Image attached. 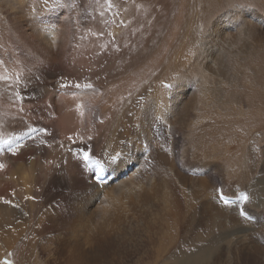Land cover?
Listing matches in <instances>:
<instances>
[{
    "label": "rangeland",
    "instance_id": "374dc122",
    "mask_svg": "<svg viewBox=\"0 0 264 264\" xmlns=\"http://www.w3.org/2000/svg\"><path fill=\"white\" fill-rule=\"evenodd\" d=\"M19 2L0 0V201L18 204L27 225L20 233L9 227L16 241L7 251L0 245V264H92L82 257L83 248L94 244L97 233L92 230L98 231L109 216L102 208L107 207V213L117 211L114 222L120 226L125 218L121 212L131 213L141 198L155 204L143 205L151 209L150 222L161 216L158 222L173 226L179 239L176 247L184 256L206 251L212 259L221 250L238 254V248L247 245L254 259H239L237 264H264V73L256 62L264 57V0ZM250 21L260 32L258 40H247L246 50L239 49L244 39L239 38V28ZM223 52L225 57L219 59ZM230 53L233 56L228 58ZM253 69L259 71L251 80ZM163 108H169L168 118ZM93 113L100 116L95 124L90 120ZM65 116L72 118L69 125ZM159 120L161 124L154 127ZM140 121H146L142 128ZM138 128L146 139L135 159L126 158L139 150H128L130 142L138 145V140L134 142ZM28 134L34 135L26 138ZM22 138L26 139L18 142ZM12 143L17 145L7 150ZM82 149L91 155L88 163L81 157ZM105 157L107 175L114 178L98 183L79 161L87 165L92 161L95 169L103 166ZM125 171L131 173L123 179ZM90 185L94 191L99 189L90 206L98 212L87 223L70 221L81 243L76 245L69 240H75L71 230L58 221L70 214L67 206ZM217 190L226 199H238L237 204H224ZM203 199L224 208L232 206L237 214L246 210L250 219L238 215L244 232L225 236L240 226L223 223L224 227L222 220L202 208ZM187 202L194 207L190 209ZM167 208L173 210L170 217ZM88 211L84 209L85 214ZM48 213L55 215L51 224L57 223L58 228L49 226V232L37 237L33 228L45 223ZM127 223L132 225H121ZM136 229L125 237L128 264H142L139 258L151 246L142 226ZM243 234H247L245 241L240 238ZM120 237L115 234L114 248L122 247Z\"/></svg>",
    "mask_w": 264,
    "mask_h": 264
},
{
    "label": "bare ground",
    "instance_id": "6f19581e",
    "mask_svg": "<svg viewBox=\"0 0 264 264\" xmlns=\"http://www.w3.org/2000/svg\"><path fill=\"white\" fill-rule=\"evenodd\" d=\"M23 1V0H22ZM212 1V0H211ZM239 0H235V2H233V3H237ZM260 1V0H259ZM17 2H19V0H17ZM217 2V1H216ZM215 3V2H214ZM218 3V2H217ZM220 3V2H219ZM256 3V2H255ZM19 4H20V2H19ZM252 4V3H251ZM224 5H225V3H224ZM245 5V4H244ZM257 6V5H256ZM263 6V5H262ZM254 7V6H253ZM259 7V6H258ZM257 7V8H258ZM211 8V7H210ZM243 8V7H242ZM259 9V8H258ZM197 13V12H196ZM242 13V12H241ZM241 15V14H240ZM238 19V18H237ZM233 21V20H232ZM242 22V21H241ZM251 22V21H250ZM244 26L243 27H241V28H239V29H242L241 30V32H239L240 33V36H239V38H244V39H242L239 43H238V45H237V47L239 48V49H245L246 48V45H244L245 43H246V41L248 40L249 42L250 41H255V43H256V40H258L257 38H258V35L260 34V32H259V30H258V28L254 25V24H252V22L251 23H247V24H245V22H244V24H243ZM180 29V28H179ZM176 31V30H175ZM26 33V32H25ZM27 34V33H26ZM174 35H176V34H174ZM236 35H237V33H236ZM235 35V36H236ZM229 35H225L224 36V38H223V40L225 41V44H228V40H227V38H229L228 37ZM234 36V37H235ZM261 37H262V35H260ZM232 37V36H231ZM238 38V39H239ZM232 39V38H231ZM176 40V39H175ZM237 40V39H236ZM262 41V40H261ZM260 41V42H261ZM231 42V41H230ZM233 42V41H232ZM231 42V43H232ZM237 42V41H236ZM235 43V42H234ZM230 44V43H229ZM228 44V45H229ZM252 44V43H251ZM261 44V43H260ZM253 45V44H252ZM256 45V44H255ZM263 45V44H262ZM259 46V45H258ZM260 47V46H259ZM247 48H249V47H247ZM251 49V48H250ZM231 50V49H230ZM234 50V49H233ZM246 50V49H245ZM243 51V50H242ZM241 51V52H242ZM253 51V49H251V52ZM258 51V50H257ZM224 52H226V51H224ZM222 53L221 54V56H219V59H221L223 56L225 57V53ZM234 52V51H233ZM240 52V51H239ZM254 52V51H253ZM238 53V52H237ZM228 54V53H227ZM232 54V55H231ZM235 54V53H234ZM262 54V53H261ZM236 55V54H235ZM230 56H233V53H230L229 55H228V58H230ZM242 56V55H241ZM50 57V56H49ZM263 57V56H262ZM235 58V57H234ZM254 58H255V56H252L251 57V61L252 62H254ZM47 59V58H46ZM244 59V58H243ZM257 60V59H256ZM255 60V61H256ZM235 62V61H234ZM257 62V65H258V68H259V70L261 71V72H263L264 73V57L262 58V59H260V60H258V61H256ZM154 65V64H153ZM162 65V64H161ZM220 66V65H219ZM241 66H243L242 65V63H240L239 62V68L241 69L242 67ZM155 67H157V66H155ZM231 67H232V69H233V66L231 65ZM220 68V67H219ZM252 68H254V67H252ZM240 69H238V71L240 70ZM227 70V69H226ZM254 70V77H250L249 79H251V80H253V79H255V72L256 71H259L258 69H253ZM140 71V70H139ZM144 71V70H143ZM146 71V70H145ZM148 71V70H147ZM220 71H222V70H220ZM218 72H219V70H218ZM251 72V71H250ZM233 73V72H232ZM234 73H235V71H234ZM225 75H226V73H225ZM230 75V74H229ZM235 75V74H234ZM135 77V76H134ZM141 77V76H140ZM229 77V76H228ZM235 77V76H234ZM136 78V77H135ZM237 78H239V77H237ZM249 79H247V80H249ZM212 83L214 82L215 83V81L213 80V81H211ZM250 83V82H249ZM221 84V83H220ZM248 84V83H247ZM224 85V84H223ZM230 86V85H229ZM249 86V85H248ZM258 86H260L259 84H258ZM112 88V87H111ZM122 88V87H121ZM232 88V87H231ZM259 88V87H258ZM261 88V87H260ZM229 89V88H228ZM254 89V88H253ZM262 90V89H261ZM233 91H234V89H233ZM256 91V90H255ZM156 92H158L157 90H156ZM235 93V92H234ZM156 94V96H157V93H155ZM227 94V93H226ZM256 94V93H255ZM159 95V94H158ZM231 95H232V93H231ZM241 95V94H240ZM161 96V95H160ZM165 96V95H164ZM257 96V95H256ZM255 96V97H256ZM229 97V96H228ZM236 97V96H235ZM232 98V97H231ZM120 99V98H119ZM163 99V98H162ZM228 99V98H227ZM121 100V99H120ZM127 100V99H126ZM172 100V99H171ZM232 100V99H231ZM234 100V99H233ZM106 101V100H105ZM111 101V100H110ZM263 101V100H262ZM168 102V101H167ZM204 103H202V105H203ZM152 105V104H151ZM167 105H169V104H167ZM209 105V104H208ZM163 106V105H162ZM171 106V105H170ZM215 106V105H214ZM105 107V106H104ZM111 107V106H110ZM113 107V106H112ZM167 107V106H166ZM186 107V106H185ZM172 108V107H171ZM192 108V107H191ZM190 108V109H191ZM195 108V107H194ZM146 109V108H145ZM149 109V108H148ZM163 109H166L167 110V112H166V116H167V118L170 116L169 115V108L167 109V108H163ZM189 109V108H188ZM197 109V108H196ZM234 109V108H233ZM237 109V108H236ZM137 110V109H136ZM154 110V109H153ZM152 109L150 110V111H153ZM157 110V109H156ZM156 110H154V112H156ZM160 110V109H159ZM186 110V109H185ZM184 110V111H185ZM203 110V109H202ZM262 110V109H261ZM244 111V110H243ZM257 111V110H256ZM147 112V111H146ZM158 112V111H157ZM156 112V113H157ZM187 112V111H186ZM190 112V111H189ZM198 112V111H197ZM242 112V111H241ZM245 112V111H244ZM70 112H68V114H69ZM152 113V112H151ZM160 113V112H159ZM172 113V112H171ZM192 113V112H191ZM142 114V113H141ZM147 114V113H146ZM154 114V113H153ZM152 114V115H153ZM194 114V113H193ZM72 115V114H71ZM117 115V114H116ZM115 115V116H116ZM143 115V114H142ZM149 115V114H148ZM195 115V114H194ZM203 115V114H202ZM240 115V114H239ZM259 115V114H258ZM156 116H157V114H156ZM160 116V115H159ZM162 116V115H161ZM151 117V116H150ZM154 117V116H153ZM147 118V117H146ZM146 118L145 119H143V120H146ZM149 118V117H148ZM155 118V117H154ZM159 118V117H158ZM163 118H165V117H163ZM191 118V117H190ZM195 118V117H194ZM241 118V117H240ZM156 119H157V117H156ZM174 119V118H173ZM172 119V120H173ZM204 119V118H203ZM164 120V119H163ZM221 120V119H220ZM72 122V118H66V116H65V120H64V123L65 124H67V125H69L70 123ZM108 122V121H107ZM106 122V123H107ZM141 122V121H140ZM139 122V123H140ZM168 122V121H167ZM189 122V121H188ZM118 123V122H117ZM116 123V124H117ZM149 123V122H148ZM166 123V122H165ZM169 123V122H168ZM193 123V122H192ZM110 124V123H109ZM144 124H146V121H144V122H141V126L139 127V128H142L143 126H144ZM157 124H161V122H160V120L159 121H156L154 124H153V126L155 127ZM150 125V124H149ZM164 125V124H163ZM105 126H107V125H105ZM104 126V127H105ZM123 126V125H122ZM153 126H152V128L151 129H153ZM176 126V125H175ZM117 127V126H116ZM163 127V126H162ZM187 126H185V128H186ZM245 127V126H244ZM136 128V127H135ZM138 128V129H139ZM147 128V127H146ZM117 129V128H116ZM161 129V128H160ZM164 129V128H163ZM182 129V128H181ZM237 129V128H236ZM220 130V129H219ZM109 131V130H108ZM147 131V130H146ZM145 132V131H144ZM116 133V132H115ZM151 133V132H150ZM205 133V132H204ZM149 134V133H148ZM259 135V134H258ZM112 136V135H111ZM251 137V136H250ZM148 138V137H147ZM234 138V137H233ZM245 138V137H244ZM145 139H146V137L144 136V135H142L141 134V131H140V129L138 130V138H136V140H134V142L135 143H137L136 141L138 140V145L137 144H134L133 142H130L129 144H128V147H129V149L128 150H133L135 147H138V149L139 150H136V151H131L130 153H127V155H126V158H129V159H135L136 158V154L138 153V152H140V148L142 147L141 145H140V143L142 144L144 141H145ZM201 139V138H200ZM110 140V139H109ZM262 140H263V138H262ZM108 142V141H107ZM116 142H117V136H116V138H115V145H116ZM110 143V142H109ZM108 145H110V144H108ZM140 145V146H139ZM227 145H228V143H227ZM105 146H107V145H105ZM117 146H119V145H117ZM117 146H115V147H117ZM152 146V145H151ZM229 146V145H228ZM108 147V146H107ZM110 147H112V146H110ZM120 147V146H119ZM123 147V146H122ZM227 147V146H226ZM231 148V147H230ZM104 149V148H103ZM106 149V148H105ZM117 149V148H116ZM119 149H121V148H119ZM126 149V148H125ZM232 149V148H231ZM234 149V148H233ZM246 149V148H245ZM151 150V149H150ZM220 150V149H219ZM230 150V149H229ZM239 150V149H238ZM108 151H109V149H108ZM191 151V150H190ZM200 151V150H199ZM245 151V150H244ZM252 151V150H251ZM105 152V151H104ZM129 152V151H128ZM153 152V151H152ZM253 152H255V151H253ZM195 153V152H194ZM199 153V152H198ZM243 153V152H242ZM196 154V153H195ZM245 154V153H244ZM215 155V154H214ZM90 156V155H89ZM82 157V156H81ZM104 157V156H103ZM114 157H115V154H114ZM204 157V156H203ZM207 157V156H206ZM230 157V156H229ZM91 158V157H90ZM110 158H112V157H109V160L112 162V160L110 159ZM199 158V157H198ZM201 158V157H200ZM228 158V157H227ZM239 158V157H238ZM241 158V157H240ZM235 159V158H234ZM121 162H123L124 160H120ZM239 161V160H238ZM238 161H237V163H238ZM243 161V160H242ZM80 162V166H82V168H83V170H85V171H89L88 170V165L85 163V162H83V160L81 159V161H79ZM79 162H76V163H78L79 164ZM92 161H90V164L91 165H94V164H92L91 163ZM100 163V162H99ZM101 164L104 166V167H106V165L105 164H107L108 165V158L107 157H105V161H104V163L103 162H101ZM99 165V164H98ZM237 165V164H236ZM239 165H240V163H239ZM72 166H73V164H72ZM79 166V165H78ZM97 166V165H96ZM238 166V165H237ZM73 168V167H72ZM74 169V168H73ZM69 170V169H68ZM75 172V171H74ZM84 172V171H83ZM86 173V172H85ZM70 174V173H69ZM80 174V173H79ZM84 174V173H83ZM145 174V173H144ZM144 174H142V175H140V177L142 176V178L141 179H143L144 177H145V175ZM87 175V174H86ZM83 177V176H82ZM239 177V176H238ZM86 178V177H85ZM140 179V178H139ZM260 179H262V178H260ZM259 179V180H260ZM147 180H148V178H147ZM129 181V180H128ZM142 181H144V180H142ZM201 185H203V184H201ZM94 186H87L84 190V192H83V194H82V196L81 197H79V198H77V199H74V202H72V203H70L67 207H68V212L70 213L67 217H65L63 220H61V221H58V222H61V225L62 226H66L65 227V229L67 230H71V232L73 233V235H71L73 238H75V240H73V239H69L70 241H74L75 243L74 244H76V245H81V243H79L78 242V238H76V235H74V233L76 234V228H71L70 227V221L71 222H73V223H76V222H80V223H87V221H86V219H90L89 217H91L92 216V214L94 215V217L95 216H97L96 215V213L98 212V210L97 209H91L90 210V206L93 204V201H94V199L97 197V194H98V192H99V189H96L95 191L94 190H92V188H93ZM138 188V190H140L139 189V187H137ZM136 188V189H137ZM203 188V187H202ZM201 188V189H202ZM205 189V188H204ZM208 189V188H207ZM53 190V189H52ZM74 190V189H73ZM80 189H78V191H79ZM81 190H82V188H81ZM80 190V191H81ZM76 191V190H75ZM79 191V192H80ZM154 191V190H153ZM201 191V190H200ZM70 192H72V191H70ZM141 192V191H140ZM144 192V191H143ZM156 192V191H155ZM81 193V192H80ZM185 193V192H184ZM192 193V192H191ZM194 193V192H193ZM196 193H198V192H196ZM77 194V193H76ZM75 194V195H76ZM138 194V193H137ZM152 194V193H151ZM158 194V193H157ZM209 194V193H208ZM153 195V194H152ZM184 195V194H183ZM78 196V195H77ZM156 195H154V197H155ZM159 196H161V195H159ZM4 197H6V196H4ZM129 197V196H128ZM151 197V196H150ZM156 197H158V195L156 196ZM162 197H163V195H162ZM179 197V196H178ZM196 197V196H195ZM132 198V197H131ZM199 198V197H198ZM150 199V198H149ZM149 199H148V201L147 200H143V198H141L140 200H139V202H141V203H138V205L134 208V207H132L133 208V210H132V212L131 213H127V212H121L122 213V216L123 217H125L124 218V221H122L121 222V224H123V223H126V222H129L130 224H132V225H129L128 223V225H121L120 224V226H116V222H114L115 220H116V218H117V211H116V213H107L108 211H107V209H104V208H107V207H103L102 209L104 210V212H102L101 210L99 211V213L100 212H102V213H106L107 215H109V216H107L108 218H107V220L103 223L102 222V226L100 225L99 226V228H98V231L95 229V230H92L93 232H96L97 234H96V239L94 238V240H95V242H93L94 244H92V245H88V247H89V249H84L83 248V255H85V256H83L82 254V257H87L88 258V260L89 261H91V263L92 264H128V263H126V261H125V259H126V255H127V253H128V249L125 247V246H127V240L125 239V237H127L128 236V234H129V231L131 230L132 231V229H133V231L135 232L136 230L138 231V229H136V227H141L142 226V230H144L145 232H146V236H147V238H148V241L150 242V244H151V246H149L150 247V249L148 250V251H146V253H145V256H144V258L143 257H141V258H139V262H141L142 264H237V262L239 261V259L240 260H244L245 262H249V261H251V260H253L254 259V257L255 256H253L252 255V251H251V249L246 245V247L247 248H245V247H241V248H238V254H237V252H235V254H233L234 252H233V250H231V251H228V252H221V251H219L218 253H215V255L213 256V258L212 259H210L209 257L211 256L210 254V256L208 255V253H206V251L205 252H202V253H199L196 257H193V255H190L189 256V254H187V256H184L185 254H182V251L181 250H178V248L176 247L177 245H178V234L177 233H175V232H173L172 231V229H171V227H173L172 225H170L169 223L167 224V223H165L164 221L165 220H163V222H158L157 220H159V218L161 217H159L157 220H153V222H150L149 221V218H147V217H149V214H150V210L151 209H149V208H144V206L143 205H146V206H148V205H150L151 204V201H149ZM154 200H155V198H153ZM162 199H164V201H165V197L164 198H162ZM206 199H208V198H206ZM169 200H170V198H169ZM185 200V199H184ZM183 200V201H184ZM202 200V199H201ZM215 200V199H214ZM5 201L6 200H4V202H1L0 201V245L2 246V248L5 250V251H7V250H9V247H11L14 243H15V241H16V235H15V233H12V232H10V231H8L9 230V227H14V228H16V230H17V233H20L21 231H22V229H23V227L25 226V225H27L26 224V221H25V217H24V215H22V213H21V209H18V204H16L17 206H15V204H13V203H10V202H8V203H5ZM159 201V200H158ZM200 201V200H199ZM203 201H204V199H203ZM75 202H76V204H75ZM132 202V201H131ZM134 202V201H133ZM181 202V201H180ZM163 203V202H162ZM171 203V202H170ZM184 203H185V201H184ZM187 203H189V202H187ZM199 203V202H198ZM75 204V205H74ZM134 204V203H133ZM154 204V203H153ZM153 204H151L152 206H153ZM157 204V203H156ZM174 204V206L176 205V203H173ZM197 203H195V205H196ZM200 204V205H199ZM198 205L201 207V203H199ZM220 204V203H219ZM150 205V206H151ZM155 205V204H154ZM159 205H160V203H159ZM165 205V204H164ZM168 205V204H167ZM182 205V204H181ZM194 205V204H193ZM191 203H189L187 206L191 209L192 207H194ZM238 205H239V203H238ZM149 206V207H150ZM197 206V205H196ZM127 207H129V206H127ZM153 207H155V206H153ZM159 207H161V206H159ZM178 207V206H177ZM182 209H183V207L182 206H180ZM180 207H178V208H180ZM199 207V208H200ZM232 206H230L229 208H226V206H225V208L223 207V206H220V205H218V203H216V201L214 202V201H212V202H210V200H207V201H204L203 202V204H202V208H206V210L208 211V212H210V213H212L213 215H215V216H217L218 217V220L220 219V220H222V221H220V222H222V224L223 223H225V224H228L229 226H232V225H234V224H236V225H239L240 226V228H239V230H238V228L237 229H234L235 231H232V232H229V231H225L226 232V234H225V236H228V237H230L231 235L233 236L234 234H235V236H236V234H237V232H244V227H245V225L243 224V220H242V222H241V219H239L240 217L238 216L239 214H237V210L235 209L234 210V208H231ZM234 207V206H233ZM236 207V206H235ZM86 208H88L89 209V211L87 212V213H89V214H85L84 213V209H86ZM109 208V207H108ZM163 208V207H162ZM165 208V207H164ZM199 208H198V210H199ZM238 208H240V207H238ZM168 209V215L167 216H169L170 217V215H172L173 214V210H172V208H167ZM118 210V209H117ZM152 210H154V209H152ZM179 210V209H178ZM202 210V209H201ZM200 210V211H201ZM164 211H165V209H164ZM167 211V210H166ZM180 211V210H179ZM199 211V212H200ZM152 212V211H151ZM158 212V211H157ZM156 212V213H157ZM160 212H162V210L160 211ZM181 212V211H180ZM188 212V211H187ZM101 213V214H102ZM127 213V214H126ZM167 213V212H166ZM192 213V212H191ZM165 214V213H164ZM170 214V215H169ZM176 214V213H175ZM174 214V215H175ZM180 214V213H179ZM99 215V214H98ZM157 215V214H156ZM192 215V214H191ZM207 215V214H206ZM54 214H53V216L51 215V213L49 214L48 213V216L46 217V222L45 223H43L41 226H37V227H34L33 228V233L37 236V237H39V235L42 233V232H46V231H48L49 232V230H48V228L47 227H49V229L50 230H52V228H56L57 226H56V224L57 223H55V222H53L52 224H51V222L53 221V218H54ZM86 216V217H85ZM100 216V215H99ZM166 216V218H168ZM179 217H180V219H182L183 217H185L184 216V214H183V216H182V214L181 215H178ZM205 216V215H204ZM208 216V215H207ZM163 217H165V216H163ZM162 217V218H163ZM174 217V216H173ZM191 217V216H190ZM199 217V216H198ZM210 217V216H209ZM208 217V218H209ZM42 218V217H41ZM214 218H216V217H214ZM243 218V217H242ZM39 220H40V218H38ZM161 219V218H160ZM169 219V218H168ZM174 219V218H173ZM179 219V218H178ZM190 219V218H189ZM213 219V218H212ZM96 220V219H95ZM185 220V219H184ZM183 219H182V222L184 221ZM209 220V219H208ZM248 220V219H247ZM93 221V220H92ZM101 221H103V220H101ZM139 221H141L140 223H138ZM156 221L158 222V223H156ZM167 221V220H166ZM169 221H170V219H169ZM206 221H207V219H206ZM41 222H42V220H41ZM91 222V221H90ZM150 222V223H149ZM176 222H178V220L176 221ZM187 222V221H186ZM199 222H200V220H199ZM198 222V223H199ZM89 223V222H88ZM113 223V224H112ZM151 223H152V225H151ZM181 223V222H180ZM189 223V222H188ZM192 223V222H191ZM244 223H247V222H244ZM34 224V223H33ZM99 224V223H98ZM174 224V223H173ZM185 224H187V223H185ZM190 224V223H189ZM194 224V223H193ZM225 224H223L224 225V227H225ZM247 224H249V223H247ZM58 225H59V223H58ZM87 225V224H86ZM86 225H84V226H86ZM96 225V224H95ZM179 225V224H178ZM196 225V224H195ZM221 225V224H220ZM220 225H218V226H220ZM116 226V227H115ZM73 227V226H72ZM76 227H78V226H76ZM92 227V226H91ZM175 227V226H174ZM179 227V226H178ZM193 227V226H192ZM221 227V226H220ZM228 227V226H227ZM28 228H29V226H28ZM58 228V227H57ZM86 229H88L87 228V226L85 227ZM94 228V227H93ZM191 228V227H190ZM222 228V227H221ZM233 228V227H232ZM84 229V228H83ZM178 229V228H177ZM182 229V232H183V228H181ZM189 229V228H188ZM194 229V228H193ZM220 229V228H219ZM225 229V228H224ZM29 230V229H28ZM140 230H141V228H140ZM223 230V229H222ZM31 231H32V229H31ZM64 231V230H63ZM176 231H178V230H176ZM186 231V230H185ZM195 231V230H194ZM88 232H89V230H88ZM92 232V233H93ZM191 232V231H190ZM201 232V231H200ZM224 232V231H223ZM246 232V231H245ZM189 233V232H188ZM69 234V233H68ZM67 234V235H68ZM99 234V235H98ZM115 234H119V236H121L119 239H124L123 241H120L123 245H122V247H117L116 246V248H114V236H115ZM184 234L185 233H183V236H184ZM196 234H197V232H196ZM206 234V233H205ZM240 234V233H239ZM94 235H95V233H94ZM182 235V234H181ZM195 235V234H194ZM86 236V235H85ZM88 236V235H87ZM212 236V235H211ZM224 236V235H223ZM247 234H243V235H241V240L243 241L244 239H246L247 237ZM64 237V236H63ZM80 237H82L83 239H84V237L83 236H80ZM89 237V236H88ZM199 237H202V236H199ZM222 237V236H221ZM60 238V237H59ZM62 238V237H61ZM204 238V237H203ZM220 238V237H219ZM38 239V238H37ZM66 239V238H65ZM129 239H131V238H129ZM205 239V238H204ZM233 239V238H232ZM87 240V239H86ZM92 240V239H91ZM90 240V241H91ZM93 240V241H94ZM201 240V239H200ZM214 240V239H213ZM219 240V239H218ZM235 239H233V241H234ZM247 240H249V239H247ZM35 241V240H34ZM37 241V240H36ZM88 241V240H87ZM87 241H85L86 243H87ZM117 241V240H116ZM115 241V242H116ZM228 242L230 241L231 242V240H227ZM245 241V240H244ZM67 242V241H66ZM84 242V243H85ZM143 242V241H142ZM141 242V244H143ZM183 242V241H182ZM204 242V241H203ZM117 244H119V242L117 241L116 242ZM120 243V244H121ZM144 243H146L145 241H144ZM221 243V242H220ZM242 243V242H241ZM139 244H140V242H139ZM150 244H147V245H150ZM187 244V243H186ZM189 244V243H188ZM229 244V243H228ZM228 244H226V245H228ZM25 245V244H24ZM131 244L129 243V245L128 246H130ZM133 245V244H132ZM131 245V246H132ZM138 245V244H137ZM145 245V244H144ZM183 245V244H182ZM217 245H218V243H217ZM230 245V244H229ZM242 245H245V244H242ZM34 246V245H33ZM38 246V245H37ZM37 246H36V248H37ZM63 246H64V244H63ZM73 246V245H72ZM84 246H87V245H84ZM136 246V245H135ZM138 246H140V245H138ZM143 246V245H142ZM186 246V245H185ZM189 246V245H188ZM215 246V245H214ZM221 245H219V247H220ZM257 246V245H256ZM83 246H81V248H82ZM134 247V246H133ZM144 247V246H143ZM147 247V246H146ZM62 248H66V247H62ZM69 248V247H68ZM71 248V247H70ZM141 249H142V247H140ZM223 249V247H220V249ZM130 249V248H129ZM135 249V248H134ZM214 249V248H213ZM237 249V248H236ZM72 250V249H71ZM132 250V249H131ZM145 250V249H144ZM204 250V248H202V251ZM206 250H207V248H206ZM223 250H225V249H223ZM229 250V249H228ZM135 251V250H134ZM214 251V250H213ZM236 251V250H235ZM70 252V251H69ZM136 252V251H135ZM138 252V251H137ZM142 252V251H141ZM140 252V254H143V253H141ZM210 253V252H209ZM228 253V254H227ZM144 255V254H143ZM173 256V260L172 259H170V260H172V261H170L169 260V256ZM260 255V254H259ZM117 256V257H116ZM236 256V257H235ZM115 258H117V259H115ZM142 258H143V260H142ZM210 259V260H209ZM257 259H259V258H257ZM127 260V259H126ZM129 260V259H128ZM35 261V260H34ZM136 262L135 260H132V262ZM128 262V261H127ZM133 262V263H134ZM253 262H255V261H253ZM259 262V261H258ZM261 264V263H260Z\"/></svg>",
    "mask_w": 264,
    "mask_h": 264
},
{
    "label": "snow or ice",
    "instance_id": "6c2138e0",
    "mask_svg": "<svg viewBox=\"0 0 264 264\" xmlns=\"http://www.w3.org/2000/svg\"><path fill=\"white\" fill-rule=\"evenodd\" d=\"M84 158H85L86 160L88 159V153H87V152L84 153ZM0 167H2V165H0ZM218 191H219V190H218ZM220 198H221V199H225L224 196H221ZM243 199H244L245 201H248V200H249V196H244ZM226 202H227V201H226ZM5 203H7V201H5ZM240 215H241L242 217H245L246 219H247V218H250L246 210H241V211H240ZM8 264H10V262H8Z\"/></svg>",
    "mask_w": 264,
    "mask_h": 264
}]
</instances>
